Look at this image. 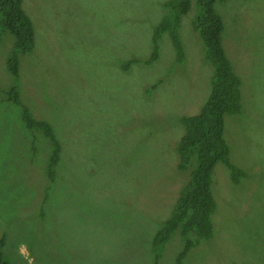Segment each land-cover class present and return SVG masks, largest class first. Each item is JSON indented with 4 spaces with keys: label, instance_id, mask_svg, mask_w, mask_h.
Returning <instances> with one entry per match:
<instances>
[{
    "label": "rangeland",
    "instance_id": "rangeland-1",
    "mask_svg": "<svg viewBox=\"0 0 264 264\" xmlns=\"http://www.w3.org/2000/svg\"><path fill=\"white\" fill-rule=\"evenodd\" d=\"M169 0H22L34 30L30 52L0 42V247L7 264H176L179 232L154 240L189 171L175 144L179 117L208 97L212 67L193 30L194 6L181 18L184 59L168 33L145 66L153 27ZM221 40L242 86V109L225 117L237 181L217 162L211 190L213 233L182 264H264V0H225ZM132 61L127 69L124 64ZM137 60V61H134ZM51 125L54 144L22 120L21 105ZM178 162V163H177ZM239 174V173H238Z\"/></svg>",
    "mask_w": 264,
    "mask_h": 264
},
{
    "label": "trees",
    "instance_id": "trees-1",
    "mask_svg": "<svg viewBox=\"0 0 264 264\" xmlns=\"http://www.w3.org/2000/svg\"><path fill=\"white\" fill-rule=\"evenodd\" d=\"M225 0H169L165 2L166 10L163 23L153 27L152 48L150 56L143 60L145 66L159 58L158 41L160 36L168 33L175 51V60L184 59V46L179 33L181 18L192 6L195 8L191 18L193 30L199 35L203 45L206 62L212 67L210 90L207 99L196 114H183L179 117L182 134L175 144V154L181 172L189 171L186 181L181 186L174 202L170 216L157 231L154 240L164 245L175 232H179L183 241L177 263L190 248L198 245L213 233L212 215L216 209V201L211 190V175L214 165L223 162L229 169L233 181L241 175L240 168L229 159V145L224 137L225 117L238 114L242 109L241 80L234 73L221 40L223 20L216 10L217 3ZM14 38V51L6 59L7 70L18 77L19 60L16 51L30 52L34 44V30L30 17L22 6V0H0V42L4 34ZM137 61V60H134ZM132 61L124 64L127 69ZM10 99L21 105L22 120L28 129H40L54 144L52 161L47 173L51 176L54 162L58 161L60 145L51 125L32 117L29 109L18 103L16 88L7 91ZM177 162V163H178ZM239 173V174H238ZM2 239H0V247ZM0 264H7L1 257ZM156 264V263H155Z\"/></svg>",
    "mask_w": 264,
    "mask_h": 264
}]
</instances>
